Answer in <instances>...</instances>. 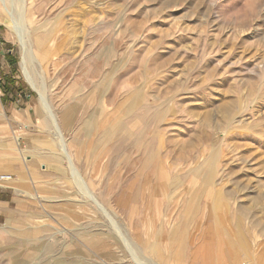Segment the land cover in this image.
Masks as SVG:
<instances>
[{"label":"rangeland","instance_id":"rangeland-1","mask_svg":"<svg viewBox=\"0 0 264 264\" xmlns=\"http://www.w3.org/2000/svg\"><path fill=\"white\" fill-rule=\"evenodd\" d=\"M29 159L75 172L43 264H264V0H0V167Z\"/></svg>","mask_w":264,"mask_h":264},{"label":"crops","instance_id":"crops-1","mask_svg":"<svg viewBox=\"0 0 264 264\" xmlns=\"http://www.w3.org/2000/svg\"><path fill=\"white\" fill-rule=\"evenodd\" d=\"M49 131L35 133L36 146L41 144L42 151L58 141ZM101 139L99 136V145ZM82 141L74 138V144ZM72 167L64 159L20 160L0 167V264H43V249L57 243L59 237L58 218L74 215V211L68 215L64 204L60 208L59 192L54 188L60 179L62 183L74 179Z\"/></svg>","mask_w":264,"mask_h":264},{"label":"bare ground","instance_id":"bare-ground-1","mask_svg":"<svg viewBox=\"0 0 264 264\" xmlns=\"http://www.w3.org/2000/svg\"><path fill=\"white\" fill-rule=\"evenodd\" d=\"M28 37H29V35H28L27 29L25 27L24 28L22 27L20 30V33H19V40H20L21 49H22V69L25 72V74L28 77H30L29 76V70L27 68V64H28L29 58H30V56H32V54H31V51H30V48L28 45ZM39 93L42 96L43 101H45V99H44L45 97L43 96L44 94L41 93V90L39 91ZM44 104H45V106H49L47 101H45ZM51 116H52L51 118L54 119L53 115H51Z\"/></svg>","mask_w":264,"mask_h":264},{"label":"built area","instance_id":"built-area-1","mask_svg":"<svg viewBox=\"0 0 264 264\" xmlns=\"http://www.w3.org/2000/svg\"><path fill=\"white\" fill-rule=\"evenodd\" d=\"M11 176L9 175V176H2V178H10Z\"/></svg>","mask_w":264,"mask_h":264}]
</instances>
